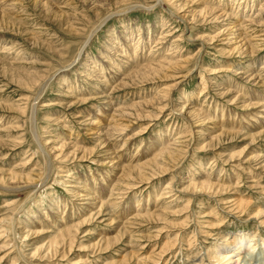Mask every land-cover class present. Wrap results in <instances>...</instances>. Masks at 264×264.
I'll return each mask as SVG.
<instances>
[{"label": "rangeland", "instance_id": "obj_1", "mask_svg": "<svg viewBox=\"0 0 264 264\" xmlns=\"http://www.w3.org/2000/svg\"><path fill=\"white\" fill-rule=\"evenodd\" d=\"M263 4L0 0V264H264Z\"/></svg>", "mask_w": 264, "mask_h": 264}, {"label": "bare ground", "instance_id": "obj_2", "mask_svg": "<svg viewBox=\"0 0 264 264\" xmlns=\"http://www.w3.org/2000/svg\"><path fill=\"white\" fill-rule=\"evenodd\" d=\"M263 6H264V4H263ZM10 9V8H9ZM1 11L2 12H5V10L4 9H1ZM140 34H142V33H140ZM164 36H162V38H163ZM143 38V36H140V40ZM161 38V37H160ZM159 43H157V45H158ZM147 44H145L144 45V47L146 48L147 46H146ZM14 47V45H10V46H5L4 47V49H11V48H13ZM124 47V46H123ZM140 48V45H137L136 46V48H135V51H137L138 49ZM143 52H146V50H143ZM171 52V51H170ZM170 52H168L167 54H165L166 56H169V55H171V54H174L173 52L172 53H170ZM135 55V54H134ZM178 60H176V61H172V60H170V58H167V57H165V60H163V63L164 64H166V65H169L170 64V66H165V65H158L157 67H159V69H163V68H166V67H171V68H179V67H177L176 65H178ZM176 86V85H175ZM185 106H186V104L185 105H181V111H185ZM187 108V107H186ZM197 110V111H196ZM196 110H194V111H190V114L194 117H198L199 119H197V121H201V120H203L202 118H201V116L199 115V111H201V109L200 110H198V109H196ZM202 113V112H201ZM200 117H199V116ZM203 117V116H202ZM206 118L208 117L207 115L205 116ZM200 124H203V122H200V123H198V125H196V126H200ZM256 124V123H255ZM122 130H125V129H122ZM192 131V130H191ZM204 148H206V146H203ZM119 151H116V152H113V154H114V156H112V157H114V158H118V155H117V153H118ZM165 152H168V156L167 157H173L174 155H178V154H176L175 152H174V150H172L171 148H165V149H161V151H160V153H158V156L161 154V156L162 155H164V157H166L165 156ZM157 156V155H156ZM137 157V154H135V155H132L131 157H129L128 158V161H131V162H133V159L134 158H136ZM29 162H27V163H25V164H28ZM167 171V168L165 169V172ZM66 172V173H65ZM64 173H63V175L61 176V177H71V176H73L71 173V170H67V171H65ZM162 172V171H161ZM164 172V173H165ZM154 175H151V177H153ZM191 184V183H190ZM191 185H197L196 187H200V189H210V190H213V187L214 186H216V184H214V183H212L211 181H208L207 179H204V180H201V181H198V182H192V184ZM197 189V188H196ZM173 186L171 185V184H166V187L164 188V191L162 192V195H161V197H160V199H171L170 200V202H173V200L176 198V194H174L173 193ZM186 192V191H185ZM88 198H93L92 196H88ZM179 197H177V199H178ZM160 199H158V200H160ZM179 200V199H178ZM167 201V200H166ZM169 202V203H170ZM175 202V201H174ZM168 204V203H167ZM114 206H115V204H113ZM76 214V213H75ZM258 215H262V216H264V212H261V213H259ZM245 238H244V235L243 234H241V235H239V237H238V242L241 244L243 241H245L244 240ZM250 240H251V238H250ZM223 253H225V251H223L222 253H219V255L221 256ZM230 257V255L229 254H226V256H222V257H225V258H227V257ZM210 257V256H209ZM227 260H229V259H227ZM249 261V258H247L246 256H239V258L237 259V261H236V263H240V264H255L254 262H252V263H247Z\"/></svg>", "mask_w": 264, "mask_h": 264}]
</instances>
